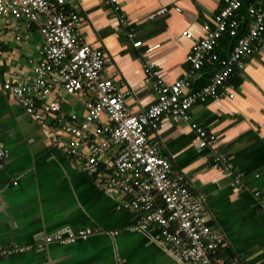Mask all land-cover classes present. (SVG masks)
Masks as SVG:
<instances>
[{
	"label": "crops",
	"instance_id": "0c3cea01",
	"mask_svg": "<svg viewBox=\"0 0 264 264\" xmlns=\"http://www.w3.org/2000/svg\"><path fill=\"white\" fill-rule=\"evenodd\" d=\"M67 4L82 17L86 41L105 51L104 75L130 90L127 103L139 113L156 100L144 62L155 63L168 83L190 76L187 56L204 36V24L215 27L222 0H121L119 12L104 0ZM121 13L128 23H122ZM14 26L13 18L0 16V139L8 151L0 164V244L31 249L0 257V264H180L150 234L135 228L140 213L119 208L122 196L66 155L52 129L5 89L7 82L34 78L41 58L38 24L18 31ZM186 30L191 38L183 34ZM137 40L142 45L136 46ZM228 46L222 39L217 51L226 55ZM211 76L212 66L204 65L194 86ZM224 89L234 96L195 104L189 120L163 117L150 138L194 191L205 195L207 223L225 236L219 256L237 264H264V44ZM48 99L62 102V118L85 113V96L67 94L61 85ZM192 123L218 136L230 171L213 165V149L199 147ZM238 173L241 183L235 181ZM84 229L92 230L85 239H46Z\"/></svg>",
	"mask_w": 264,
	"mask_h": 264
},
{
	"label": "built area",
	"instance_id": "2783aa9c",
	"mask_svg": "<svg viewBox=\"0 0 264 264\" xmlns=\"http://www.w3.org/2000/svg\"><path fill=\"white\" fill-rule=\"evenodd\" d=\"M104 1L112 3L114 11L121 10V0ZM0 16L13 18L17 31L38 24L43 37L36 76L27 77L25 83L7 82L5 89L52 129L54 142L66 155L98 183L122 196L119 208L140 213L135 228L150 234L180 264H237L219 256L225 236L207 223L205 195L196 193L186 175L159 152L150 132L163 117L189 120L195 104L234 96L224 89L225 83L264 44V0H222L215 27L204 24V36L194 42L187 56L190 76L168 83L155 63L145 61L146 80L152 84L156 100L139 113L127 103L130 90L104 75L106 53L86 41L82 17L68 7L67 0H0ZM120 19L128 23L125 14ZM183 34L192 37L187 30ZM128 35L133 37V32ZM222 39L229 41L226 55L217 51ZM134 44L140 46L142 41ZM204 65L212 66V76L206 84L194 86V76ZM57 85L67 94L85 96L82 117L62 118V102L48 99ZM192 127L199 147L213 149V165L230 171V158L217 144L218 136L198 123ZM7 155L0 139V164ZM241 178L238 173L236 183ZM91 233V229L65 231L46 239L67 243ZM27 249L31 246L0 244V257Z\"/></svg>",
	"mask_w": 264,
	"mask_h": 264
}]
</instances>
